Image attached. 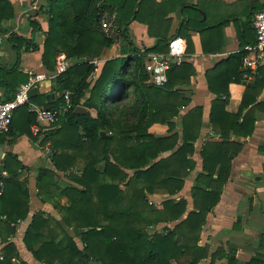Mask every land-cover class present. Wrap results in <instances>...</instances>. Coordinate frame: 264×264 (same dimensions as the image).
<instances>
[{"label":"trees","instance_id":"trees-1","mask_svg":"<svg viewBox=\"0 0 264 264\" xmlns=\"http://www.w3.org/2000/svg\"><path fill=\"white\" fill-rule=\"evenodd\" d=\"M165 1L46 0L41 8L48 15L42 53V61L48 69L55 68L60 52L73 59L99 57L106 46L118 40L122 53L107 59L94 81L89 77L96 69L95 65L89 60L74 61L55 77L61 95L42 105L59 107L64 103V92L70 91L72 107L61 115L63 125L56 131L62 133V141L51 136L50 140L57 150L52 155L56 168L68 171V176L76 184L61 190L69 202L58 206L61 213V219L57 221L59 231L49 228L48 234H44L43 228L49 226L50 218L42 213L33 216L26 230V244L41 261L48 264H225L218 263L217 259L226 258V264H264V227L256 250L244 263L237 259L236 249L232 247L211 251L208 243H199L206 212L218 202L221 188L230 173L232 158L238 151L233 149L223 155V140L229 137L230 127L219 120L217 109L222 108L224 114L236 121L240 116L244 117L241 123L234 124L235 134L251 133L254 111L259 106L257 93L253 91L257 74L247 83L236 112L225 110L230 96L228 83L241 81L242 72L236 71L226 88L217 91L218 96L211 108V121L220 125L222 140L204 147L203 171L192 186L193 208L188 210L187 199L171 196L162 199L158 206L149 202L148 195L156 187H166L173 195L184 186V178L194 166L185 158L195 138L187 130V121L189 116L201 112L200 106H195L185 114L181 123L183 142L175 148L179 131L175 129L173 118L180 107L188 103V98L174 88L173 74L183 69L186 62H172L167 70L168 80L163 85L151 82L145 65L147 53L168 51L172 36L153 28L154 6ZM106 11L110 15H105ZM13 16L11 0H0V23ZM31 16L34 30L40 29L37 19ZM103 16L110 21L109 32L102 28ZM132 20L148 24L149 33L157 38L154 45L140 50L133 46L127 31ZM200 20L201 14L198 13L190 16L187 23L197 27ZM176 34L185 35L182 25ZM10 42L17 51V61L9 72L0 68V80L7 79L10 73L12 76L21 75L19 82L26 81L28 75L17 68L21 51L38 45L17 32L11 33ZM242 54L240 51L234 56L239 65ZM19 85L14 86L12 93ZM210 87L214 89L211 83ZM35 98L37 96H31V99ZM77 105L86 106L88 111L75 112ZM33 114L32 121L35 120ZM154 122L167 123L170 133L156 136L149 131ZM102 130L111 136H102ZM212 145L219 149L223 155L221 158L215 159L210 150ZM168 149L172 150L168 156L159 155ZM78 156L83 157L84 163L75 168ZM182 162L189 167L184 173H180L178 168H170L173 163L179 167ZM218 163L216 185L213 187L206 182L213 177ZM53 175V170L42 168L39 179L45 181ZM240 220L238 216L234 228L239 227ZM161 222L164 224L159 230L149 229ZM8 232L13 233L14 228H9ZM38 240L40 243L33 246ZM8 254L0 264H28L25 261L14 263L7 258Z\"/></svg>","mask_w":264,"mask_h":264},{"label":"crops","instance_id":"crops-1","mask_svg":"<svg viewBox=\"0 0 264 264\" xmlns=\"http://www.w3.org/2000/svg\"><path fill=\"white\" fill-rule=\"evenodd\" d=\"M32 1L11 0L14 16L0 23V68L8 72L17 61V51L10 42V35L13 32L23 34L25 38L34 40L38 45L37 48L22 49L18 70L28 75L29 69L48 72L56 68L55 66L48 69L42 61L48 15L45 9L41 10V8L46 0H37L39 5L37 13L31 9ZM261 8H264V0H167L159 6H154L156 16L153 19L155 21L153 28L156 31L168 32L167 35L170 37L177 35L182 25L185 35L178 36L184 37L187 44L185 54L176 61V63L186 62L183 66L185 69H180L177 74H173L174 88L188 98V103L182 105L179 113L173 118L176 123L175 129L179 131L175 148L183 142L181 123L185 114L195 106L201 108L199 114L189 116L187 121V130L190 135H195V138L192 149L189 148L185 158L187 162H193L194 166L189 169L185 162H182L179 167L173 163L170 168H178L180 173H184L186 168L189 169L184 178V186L173 195L169 194L166 187H156L153 193L149 194L155 205L158 206L162 199L171 196L175 199H187L188 210L193 208L192 186L195 184L197 175L203 171L204 147L211 142L222 140L220 125L211 121V108L218 96L217 91L226 88L229 78H233L236 71L242 72L241 81L228 83L230 96L225 110L236 112L247 83L254 80L256 76L248 80L244 76L241 63L239 65L234 56L240 53L245 43L255 39L252 18ZM108 13L106 11L105 15ZM198 13L201 14V20L197 27L189 25L187 20ZM31 14L39 22L40 29L34 30ZM127 31L133 46L138 50L145 46H152L157 41V38L149 33L146 22L132 20L127 26ZM61 53L65 54L64 52L59 54ZM121 55L120 41L116 40L106 46L97 57L100 63L94 64L96 69L90 75V80H95L107 59ZM91 58L93 57L81 56L70 59L73 64L74 61L82 62ZM8 74L7 79L0 80V100L8 98L14 86L24 82H19L21 75ZM257 75V83L253 91L257 93L256 101L259 102V106L254 111L255 121L251 133L235 134L234 124L241 123L244 117L240 116L236 121L234 117L224 114L221 111L222 108L217 109L219 120L230 127L229 137L223 140L225 150L223 155L233 149L238 151L232 158L230 173L221 188L218 202L206 212L199 240L200 244L208 243L211 251L219 247L226 250L229 247L236 249V257L241 263L251 258L258 245L259 234L264 227V150L262 149L264 145V57L261 71ZM12 82L16 83L12 85ZM210 83L215 90L210 87ZM57 86L55 77L41 81L36 87L37 98L31 99V103L42 106L46 102L57 99L61 95ZM84 107L88 111V108ZM32 118L34 114L29 104L22 105L15 111L10 131L0 134V250L5 257L9 253L7 258L14 263L25 261L28 264H48L37 259L32 249L26 244V230L33 216L36 213H42L50 218L49 226L43 228L44 234H48L49 228L59 231L57 221L61 219V213L58 206L69 202L68 196L61 190L67 185H75L76 182L68 176V171L57 169L52 160V155L57 150L54 149L50 136L62 141V133H56V131L63 125V118L51 125L40 123L38 132L32 130V124L36 122V113L34 121ZM246 129L243 128V130ZM149 131L156 136L170 133L169 125L163 122H154L149 127ZM60 146L63 148L62 143ZM210 150L215 159L223 156L214 145L210 147ZM171 151V149L164 150L159 155L165 157ZM78 157L75 159V166L78 163ZM42 168L53 170L54 175L45 181L40 180L39 173ZM218 168L219 163L213 177L206 182L213 187L216 185ZM238 216L241 217L239 227L234 228L233 225ZM163 224L164 222L154 224L149 229L159 230ZM11 227L14 228L13 233L8 232ZM76 239L79 243L78 236ZM39 243L38 240L33 246ZM217 262L226 264L227 259H217Z\"/></svg>","mask_w":264,"mask_h":264},{"label":"built area","instance_id":"built-area-1","mask_svg":"<svg viewBox=\"0 0 264 264\" xmlns=\"http://www.w3.org/2000/svg\"><path fill=\"white\" fill-rule=\"evenodd\" d=\"M31 9L33 11L39 9L37 0L31 2ZM101 24L104 31H110V21L107 17H102ZM252 24L255 29V39L245 43L241 48V52H243L241 65L244 76L248 80H251L259 72L264 57V8L255 12ZM186 49L185 38L175 35L169 39L167 52L152 51L147 53L145 65L150 74L151 82L156 85H163L168 80L167 70L170 64L176 62L179 57L185 54ZM89 61L95 65L100 63V59L97 57H93ZM71 63V59L61 53L57 57L55 69L48 72L29 69L27 80L22 82L8 99L0 100V134L10 131L16 109L25 104H29L30 110L36 113V122L32 124L34 132L40 130V123L51 125L57 122L61 115L72 107L70 91L66 90L64 92V103L59 107H44L31 103V90L33 87H37L41 81L54 78L59 73L67 70L72 65ZM149 202L154 203L153 200ZM4 258V253L0 250V261Z\"/></svg>","mask_w":264,"mask_h":264},{"label":"water","instance_id":"water-1","mask_svg":"<svg viewBox=\"0 0 264 264\" xmlns=\"http://www.w3.org/2000/svg\"><path fill=\"white\" fill-rule=\"evenodd\" d=\"M36 93H37V88L33 87L32 90H31V95L35 96ZM86 111H87V109L84 106H82V105H77L76 108H75V112L83 113V112H86ZM101 135L102 136H111V134L107 133L105 130L101 131Z\"/></svg>","mask_w":264,"mask_h":264},{"label":"rangeland","instance_id":"rangeland-1","mask_svg":"<svg viewBox=\"0 0 264 264\" xmlns=\"http://www.w3.org/2000/svg\"><path fill=\"white\" fill-rule=\"evenodd\" d=\"M83 163H84V159L81 156H79L78 157V163L76 164L75 168H80L83 165ZM148 199H149V201H152L153 200L149 195H148ZM79 244H81V241L80 240H79Z\"/></svg>","mask_w":264,"mask_h":264}]
</instances>
